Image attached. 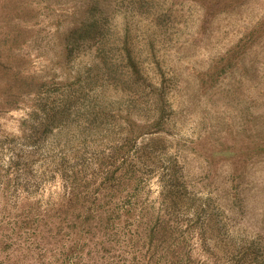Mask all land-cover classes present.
Instances as JSON below:
<instances>
[{
  "label": "rangeland",
  "instance_id": "rangeland-1",
  "mask_svg": "<svg viewBox=\"0 0 264 264\" xmlns=\"http://www.w3.org/2000/svg\"><path fill=\"white\" fill-rule=\"evenodd\" d=\"M0 264H264V0H0Z\"/></svg>",
  "mask_w": 264,
  "mask_h": 264
},
{
  "label": "trees",
  "instance_id": "trees-1",
  "mask_svg": "<svg viewBox=\"0 0 264 264\" xmlns=\"http://www.w3.org/2000/svg\"><path fill=\"white\" fill-rule=\"evenodd\" d=\"M96 105V104H95ZM94 106V105H93ZM95 109H96V111H98V116H99V118H103V116L102 115H100V113H105L107 110H106V108L105 107H103L102 108V106H98V107H94ZM65 110L67 111V108H64L63 110H61L62 112H65ZM88 111H89V109H87ZM93 115H94V113H92Z\"/></svg>",
  "mask_w": 264,
  "mask_h": 264
}]
</instances>
